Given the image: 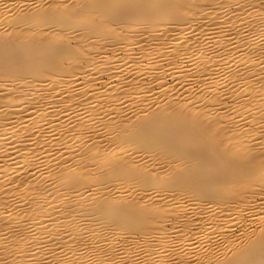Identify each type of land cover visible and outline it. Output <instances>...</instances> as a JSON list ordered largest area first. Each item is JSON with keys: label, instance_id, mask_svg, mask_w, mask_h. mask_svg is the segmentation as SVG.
I'll use <instances>...</instances> for the list:
<instances>
[{"label": "bare ground", "instance_id": "bare-ground-1", "mask_svg": "<svg viewBox=\"0 0 264 264\" xmlns=\"http://www.w3.org/2000/svg\"><path fill=\"white\" fill-rule=\"evenodd\" d=\"M159 257L264 264V0H0V264Z\"/></svg>", "mask_w": 264, "mask_h": 264}, {"label": "rangeland", "instance_id": "rangeland-1", "mask_svg": "<svg viewBox=\"0 0 264 264\" xmlns=\"http://www.w3.org/2000/svg\"><path fill=\"white\" fill-rule=\"evenodd\" d=\"M75 33H77L76 31H75ZM128 64H130V63H128ZM127 63L125 64L126 66L128 65ZM93 73H90V74H88V76H87V74L85 75V76H87V77H85L84 75H83V77H84V79L85 80H87L86 78H91L90 76H92V77H94L93 75H92ZM90 75V76H89ZM122 76V78L124 79V76L125 77H127L128 78V76H126V75H123V74H121ZM127 78L125 79V80H127ZM130 78V77H129ZM128 78V79H129ZM168 78V80H170V77L168 76L167 77ZM69 79V78H68ZM66 77H65V80H68ZM84 79L82 78V81H84ZM106 79L107 78H104L103 80H104V84H109L110 86H111V82L109 83V81H108V79H107V81H106ZM98 84H100V82L98 83ZM74 87H75V85L74 84H72ZM80 85L81 84H76V86H78V87H80ZM108 85V86H109ZM107 86V87H108ZM187 86H195V87H198V85L196 84V83H194V85H193V83H190V84H183L182 86H178L177 88H176V91L177 92H182V90H184ZM156 87V86H155ZM179 90V91H178ZM81 99H84L83 97L81 98ZM228 100H230V99H226L225 101H226V103H223L222 105L224 106H227L226 104H229L230 102L228 101ZM84 101V100H83ZM82 101V106H84L85 104H88V103H86L85 101H87V102H89L88 100H85L84 102ZM232 112H234V110L233 111H231V113ZM30 114V113H29ZM61 114V113H60ZM31 115V114H30ZM57 116H59V114L57 115ZM97 127H101V125L100 126H97ZM88 134V137L91 135V133H87ZM90 134V135H89ZM107 138H111V137H109V136H107ZM10 139V138H9ZM8 140V139H7ZM6 140V141H7ZM8 142H10V140H8ZM8 142H6V143H8ZM104 142H105V140H104ZM112 142L113 143H111V142H109V141H106V144H105V146L107 147V148H109V146H110V148L115 144L114 143V141L112 140ZM52 143H55V141H52ZM110 144V145H109ZM111 144H113L112 146H111ZM54 152H55V150H54ZM58 153L59 152H61V151H57ZM56 153V152H55ZM58 153H56V154H58ZM140 153V152H139ZM137 154V153H136ZM139 155V157L141 158L142 156V154H138ZM50 156H53V155H50ZM54 156H55V154H54ZM138 157V158H139ZM67 162V161H66ZM66 162H63V163H65V165H70V163H66ZM63 163H62V165H63ZM167 166H166V164L164 163V164H162V167H160L159 169H161V170H163L164 171V168H165V171H164V173L167 171L166 168ZM26 171H28V170H24V171H21L22 173L23 172H25L26 173ZM20 172V173H21ZM187 211V210H186ZM187 216V215H186ZM234 227V226H233ZM254 228V225L253 226H251V229H253ZM172 233V235L171 236H173L174 234H173V232H171ZM112 237H113V235H112ZM114 241H118V240H120L121 238H119V236H115L114 237ZM122 241V240H121ZM123 243V242H122ZM138 245L139 244H141V243H137ZM123 245L124 246H122V247H124V248H129V247H132V246H135V247H132L131 248V250H135V252L137 251V250H139V248L140 247H138V246H136V244H130V243H123ZM209 248H210V246H209ZM196 250L198 251V253H197V256L199 257V256H203L205 253H206V250H207V248H205L204 247V240H203V238L202 239H199V240H197V242H196ZM122 252V248L121 247H119V246H115L114 248H113V250H112V254L113 253H116V254H120ZM134 255H136V256H134V257H137V258H139V257H141L142 256V252L141 253H137V254H134ZM160 264H174V263H172L173 261H170L169 259H166V260H162V257H159V261H158Z\"/></svg>", "mask_w": 264, "mask_h": 264}]
</instances>
